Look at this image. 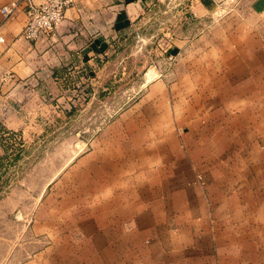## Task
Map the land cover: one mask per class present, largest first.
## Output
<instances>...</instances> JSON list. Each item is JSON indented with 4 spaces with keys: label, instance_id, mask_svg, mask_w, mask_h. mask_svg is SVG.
<instances>
[{
    "label": "rangeland",
    "instance_id": "rangeland-1",
    "mask_svg": "<svg viewBox=\"0 0 264 264\" xmlns=\"http://www.w3.org/2000/svg\"><path fill=\"white\" fill-rule=\"evenodd\" d=\"M107 5L0 96V264H264V0ZM169 193L182 230L127 246Z\"/></svg>",
    "mask_w": 264,
    "mask_h": 264
},
{
    "label": "crops",
    "instance_id": "crops-1",
    "mask_svg": "<svg viewBox=\"0 0 264 264\" xmlns=\"http://www.w3.org/2000/svg\"><path fill=\"white\" fill-rule=\"evenodd\" d=\"M10 1L11 0H0V8ZM151 1L153 0H75V2H77L76 7H72L68 10L67 13H70V15H66L59 29L65 28L69 31H74V29H71L73 25L85 22L87 18L92 15L98 16V8L107 5V2H112L108 4L107 7L110 6L115 10L112 18L113 24L117 25L120 22L121 25L124 26L143 11L146 4ZM26 21L27 15L25 10H19L14 16L7 20L4 19L0 12V96L7 86L22 87L25 85L26 81L24 80L32 76L37 69L41 67L38 58L52 52V48H45V45L49 44H45L44 42L49 38L43 37L31 43V41H27L21 36ZM59 33L62 34L61 31ZM154 196L158 200L153 206L148 204L145 208L131 211L133 216L136 217L134 219L132 218L133 221L129 224V232L138 239L130 237L127 241L131 242H127V246H132L134 244L133 242L136 243L134 246H137L138 243L144 244L146 242L155 247L161 245V232L165 230L170 231V229L173 228H177L179 231L182 230V228H180L182 224H177V222H175L177 219H174L177 214H182L181 211H177L175 207L168 208L166 203V199L174 198L175 194L172 195L169 193L168 195ZM197 213L198 212H195V214ZM128 220L129 219H127V221ZM193 230L198 231V228H191L190 225L189 231ZM110 241L111 242L107 244L110 247H117L120 245L117 238H110ZM178 241L179 247L183 250H185V247L187 248V246H190L189 253H191V257L187 256L188 254H180L178 257L179 263L201 264V256L198 255L196 257L192 255L195 253L198 254L201 251L203 253L207 252L204 251V248L207 249L209 245L203 243L199 238H195L194 235L190 237V234L183 239L180 236ZM211 247H213V245ZM132 259L131 257L127 259V261ZM156 263L161 264L159 261ZM203 263L212 264L207 258H205V262ZM141 264H146V260L142 259Z\"/></svg>",
    "mask_w": 264,
    "mask_h": 264
},
{
    "label": "built area",
    "instance_id": "built-area-1",
    "mask_svg": "<svg viewBox=\"0 0 264 264\" xmlns=\"http://www.w3.org/2000/svg\"><path fill=\"white\" fill-rule=\"evenodd\" d=\"M74 5L75 0H11L0 12L7 20L19 10H25L27 21L21 36L32 42L53 32L62 23L68 8Z\"/></svg>",
    "mask_w": 264,
    "mask_h": 264
}]
</instances>
